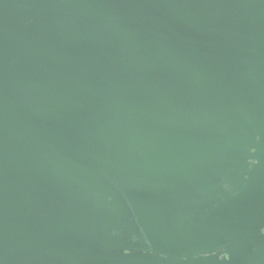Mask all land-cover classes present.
Listing matches in <instances>:
<instances>
[{"label": "water", "instance_id": "obj_1", "mask_svg": "<svg viewBox=\"0 0 264 264\" xmlns=\"http://www.w3.org/2000/svg\"><path fill=\"white\" fill-rule=\"evenodd\" d=\"M0 264H264V0H0Z\"/></svg>", "mask_w": 264, "mask_h": 264}]
</instances>
